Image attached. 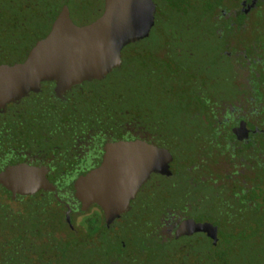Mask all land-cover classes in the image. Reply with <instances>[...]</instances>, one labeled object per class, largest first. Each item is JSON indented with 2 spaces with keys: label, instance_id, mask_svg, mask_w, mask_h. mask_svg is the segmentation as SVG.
<instances>
[{
  "label": "trees",
  "instance_id": "1",
  "mask_svg": "<svg viewBox=\"0 0 264 264\" xmlns=\"http://www.w3.org/2000/svg\"><path fill=\"white\" fill-rule=\"evenodd\" d=\"M64 2L0 0V64L22 61L34 42L45 36ZM154 5V24L151 30L155 29L156 20L160 16L165 19L164 25H179L176 29L187 25L195 30L205 27L230 30L232 26L212 25L216 19L202 15L219 14L237 4L232 0H161ZM259 5L264 6V0ZM164 14L170 16L164 18ZM185 15L190 17L185 18ZM202 19L205 26L199 25ZM160 33V47L155 43L149 45L150 35L124 47L120 67L103 80H110L114 75H122L120 81L129 79L127 67L133 62L140 68L136 78L140 80L137 86L143 89L147 78L184 76L183 63L186 61L176 49L181 48L186 40L178 38V34L172 31ZM159 49L164 51L161 57L155 55ZM126 52L128 56H125ZM103 80L75 86L61 99L54 97L52 83H42L38 93H30L18 102L6 105L0 113V165L12 164L20 152L65 149L79 136L111 131L123 120L129 121L138 115L144 118L147 125L154 126V120L150 121L146 113L142 115L138 107L126 104L124 93L130 89L125 88V92L114 95L110 90L107 92V89L98 93L94 89L90 91L80 88L87 83L99 85ZM168 84L179 87L180 81L169 80L166 86ZM158 87L161 88L160 83ZM174 97L178 106L181 99L178 95ZM186 105L182 101L181 111H186ZM172 116L171 134L179 139L183 135L179 129L182 126L180 112ZM201 150H197L201 158L192 160L185 156L182 149V160L179 158V148L175 147L172 150V175L169 178L153 176L129 204L128 211L108 228L103 224L99 208L90 206L85 212H80L78 208L72 213V216H82L81 223L77 229L69 230L60 205L50 194L18 197L15 201L18 209H11L8 204L0 202V264H40L39 252L33 250L32 244L37 246L44 240H53L48 232L52 229L63 231V245L73 244L72 238L75 237L80 240L79 244L91 253L87 264H237L240 260L236 254L241 252L247 255L242 261L244 264L264 263V194H243L230 180L217 185L213 179H201L203 175L200 171L212 166L216 159V152L213 155L211 148ZM262 186L264 188V181ZM0 195L10 200L8 192L1 187ZM55 206H59L60 212L54 211ZM72 216L69 218L70 224ZM169 216L212 224L216 227L215 246L200 233L178 239L166 237L160 229L163 228V218ZM43 222H52L54 225L42 227ZM114 225L122 231L110 234V228ZM64 264L68 263L65 261ZM80 264L84 262L80 260Z\"/></svg>",
  "mask_w": 264,
  "mask_h": 264
},
{
  "label": "flooded vegetation",
  "instance_id": "2",
  "mask_svg": "<svg viewBox=\"0 0 264 264\" xmlns=\"http://www.w3.org/2000/svg\"><path fill=\"white\" fill-rule=\"evenodd\" d=\"M232 1L237 5L219 14L202 17L216 19L212 25L228 24L233 29H194L195 34L185 37L186 42L189 46L190 43L203 44L205 39V44L210 46L208 52L202 51L198 55L200 57L184 62V76L156 79L181 80L179 87L169 86V92L179 91L181 103H187L184 106L186 118H181L182 126L179 127L183 135L178 140L171 134L173 126L171 130H162L158 123L152 121L154 126L151 127L142 116L139 119L138 115L135 119L123 120L112 132L97 131L79 136L62 150L53 148L51 152H20L12 164L26 163L44 167L47 171L45 178L54 187V192L38 191L33 196L50 194L60 208H64L63 215L65 206H68L70 218L78 209V203L73 197V181L98 166L105 144L120 140H140L165 149L171 155L168 164L171 175L174 162L172 150L175 147L192 149L186 152V157L192 160L201 158V149L211 148L213 155L216 152V159L212 166L200 171L203 175L201 179H213L217 185L230 180L243 194H264V27L257 22L260 19L256 18L264 17V13L255 12L263 11L264 6L259 5L262 0ZM199 25L205 26L204 19ZM180 50L177 48V53H182ZM187 52L191 59V50ZM163 53L159 49L155 55L161 57ZM181 103L178 104L180 110ZM173 114L170 112L169 116L173 117ZM12 164L0 165V170ZM153 176L169 178L151 174L145 183ZM179 219L192 218H163L161 226L166 237L172 236L173 223ZM41 225L50 227L54 224L43 222ZM68 228L73 231L72 225ZM48 232L53 240L47 239V242L56 243L61 240L59 235L63 231L52 229Z\"/></svg>",
  "mask_w": 264,
  "mask_h": 264
},
{
  "label": "water",
  "instance_id": "3",
  "mask_svg": "<svg viewBox=\"0 0 264 264\" xmlns=\"http://www.w3.org/2000/svg\"><path fill=\"white\" fill-rule=\"evenodd\" d=\"M97 16L86 26L67 23L65 5L52 21L44 37L36 40L24 59L0 64V112L28 94L40 91L42 83H52V93H64L84 82L100 81L121 65L124 47L148 37L153 26L152 0H97ZM171 155L140 140L115 141L102 148L97 167L72 183L73 197L80 212L99 208L106 228L124 215L141 186L151 174L170 177ZM46 169L17 163L0 170V187L10 200L33 196L38 191L54 192L45 178ZM64 222L69 227V208ZM204 234L215 246L216 227L192 219L174 221L173 239Z\"/></svg>",
  "mask_w": 264,
  "mask_h": 264
},
{
  "label": "rangeland",
  "instance_id": "4",
  "mask_svg": "<svg viewBox=\"0 0 264 264\" xmlns=\"http://www.w3.org/2000/svg\"><path fill=\"white\" fill-rule=\"evenodd\" d=\"M161 0H153V3L159 4ZM65 13H66V20L67 23L74 27H82L86 26L89 23H91L97 16V8H98V3L97 0H65ZM264 11V10H263ZM264 13V12H263ZM167 16H170L169 14H164V18ZM181 17V15H180ZM185 18H189V15H185ZM160 19L156 20V27L153 30H150V37H149V45H155L158 47L161 42H162V37L161 33L165 32L166 30L168 32H173L174 34H178V38H182V40L188 37H191L195 34L193 32V28H188L187 25H182L183 28H178L179 25H164L165 19L162 18V16L158 17ZM257 22L264 26V17H256ZM179 18L176 19L178 21ZM175 21V22H176ZM175 27V28H174ZM185 27V28H184ZM172 28V30L170 29ZM207 29V27H205ZM186 32V33H184ZM182 34V35H179ZM205 39L203 40V44H192L190 43V47L186 44L185 42L181 46L180 52H182V55L184 56V61H192L195 58H198L199 54L202 53V51L208 52V46L205 44L206 42ZM155 49V48H153ZM191 50L192 58L185 56L187 55L188 50ZM204 49V50H202ZM129 53L126 52L125 56H128ZM139 67L135 62H133L130 66L127 67V74L129 76V79H126L124 81H120L122 78V75H114L112 79L110 80H103L99 85H94V84H83L80 88L83 90H90L94 89V92L101 93L103 89H107V92L110 90L113 93L116 94H121L122 92H125V88H128L130 90H127L126 93V104L128 106H136L140 110V113H146L147 118H149L150 121L154 120L156 123H158L159 127L162 130H171V126L173 123V120L169 116V113H179L180 112V117L182 115V119L186 118L185 112L179 110L178 106L175 104L174 96L179 95L180 92L177 90H173L172 93L169 92L171 91L169 88V84L166 86V83L168 80H156V78H147V83L146 86L143 88L137 86L139 84L140 80H136L138 77L139 73ZM125 74V72L123 73ZM181 81V80H179ZM160 83L161 88H156L158 84ZM82 85V84H81ZM139 88V89H138ZM133 89V90H131ZM92 91V90H90ZM74 93V92H73ZM72 93V94H73ZM174 97V98H173ZM78 98H76L75 103H77ZM170 110V112H168ZM183 112V113H182ZM135 113V111H133ZM136 115V114H135ZM139 119L142 118L141 115L138 116ZM178 118V117H177ZM131 119H134L131 117ZM182 149L184 151V154L186 156V152L192 151L190 148H179L180 151V156L179 158L183 160L182 156ZM179 166V165H178ZM0 202L8 204V206L11 209H18L17 203L15 201H10L5 198V196L0 195ZM54 211L56 213L60 212L59 206L54 207ZM92 208L91 210H93ZM91 211H89L90 213ZM61 213L63 214V210L61 209ZM81 215L74 214L72 216L73 221L71 222L72 227L75 229L78 228V226L81 223ZM250 224V223H248ZM43 227V225H41ZM69 227V226H68ZM110 234H113L115 231H122L121 229L117 230V226H112L110 228ZM160 231H164V228L160 229ZM59 237L61 240L55 242H47V240H42L43 242L40 243V245H34L32 244L33 250H35L37 253L39 252V257L41 259L40 264H80V260L84 262V264H87V258L91 255L89 251H86L85 247H82L79 242L80 240L75 238H72L74 241L73 244H64L65 240H62L63 234H60ZM78 242V243H77ZM28 247H31L29 244H27ZM253 252H256V249L253 250ZM247 255L243 254V252L236 254V258L240 261H237V264H244L242 261L244 258L246 259ZM261 264H264L263 262Z\"/></svg>",
  "mask_w": 264,
  "mask_h": 264
}]
</instances>
